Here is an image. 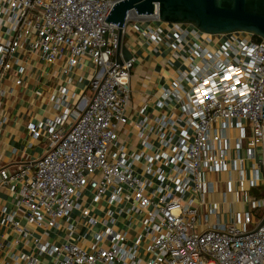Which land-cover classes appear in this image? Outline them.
Wrapping results in <instances>:
<instances>
[{
    "label": "built area",
    "instance_id": "2783aa9c",
    "mask_svg": "<svg viewBox=\"0 0 264 264\" xmlns=\"http://www.w3.org/2000/svg\"><path fill=\"white\" fill-rule=\"evenodd\" d=\"M117 1L0 0V100L7 94L3 78L25 47L45 65L63 56L67 69L85 57L93 64L91 97L82 109L66 107L52 119L28 124L30 138L45 137L48 147L33 171L22 165L1 175L2 185L20 182L16 207L25 208L27 225L52 228L78 213L67 241L36 239L37 254L52 257L54 264H129L136 245L112 228L114 216L124 213L131 221L132 213H140L149 236L146 264H264V224L257 229L264 192L251 198L253 188L264 186V41L242 32L202 34L179 24L141 30L182 66L154 103L159 109L175 106L152 127L146 117L137 124L140 136L155 135L156 146L147 137L141 141L153 153L129 152L118 145V132L128 120L132 59L116 63L117 27L105 22ZM131 15L159 22L157 14L134 13L126 22ZM21 82L16 77L14 85ZM5 122L0 114V128ZM86 190L91 203L108 205L104 218L90 215L81 203ZM216 193L219 200L212 199ZM240 203L250 211L235 210ZM78 226L103 229L81 247L70 240Z\"/></svg>",
    "mask_w": 264,
    "mask_h": 264
},
{
    "label": "crops",
    "instance_id": "0c3cea01",
    "mask_svg": "<svg viewBox=\"0 0 264 264\" xmlns=\"http://www.w3.org/2000/svg\"><path fill=\"white\" fill-rule=\"evenodd\" d=\"M137 25L139 30L134 28ZM146 27H167L158 21L145 17L131 15L127 20L121 38V43L132 55L130 71V99L127 105V122L118 132V145L129 152L153 151L143 149L142 139L156 146L154 134L140 136L137 126L144 117L149 127L154 125V119L174 107L169 103L167 108L159 109L154 103L161 94L162 88H167L173 74L181 63L169 50L163 49L154 42L147 41L140 31ZM18 63L3 78L1 89L7 94L0 100V114L6 122L0 128V180L3 174H12L26 165L33 171L37 161L47 152L46 138L33 141L28 133L30 123L38 124L46 119H52L61 114L66 107L80 110L91 97L88 89L93 74V64L87 57L80 60L72 68L67 69L66 57H60L54 65H45L35 53L28 48L16 53ZM19 69L22 75H15ZM21 79L19 86L14 85L15 78ZM58 106V108H57ZM73 116L67 119L65 131L72 125ZM136 171H141V165ZM20 182L12 181L5 185L0 183V264H26V259L35 258L37 264H54L53 258L38 255L34 241L54 245L63 244L68 239V226L73 225L78 213L72 212L66 221L59 220L52 228L27 225L22 217L24 207H16ZM89 208L90 215L104 218L109 207L106 203H91V193H83L81 203ZM15 214V215H13ZM130 221L126 214L115 215V231L126 234L127 244L136 245L135 259L129 264H146L148 260L147 232L141 227L143 214L132 213ZM17 222L18 228L13 223ZM18 229L22 231L19 232ZM103 227H73L70 240L81 247H88L94 233ZM99 264V263H97Z\"/></svg>",
    "mask_w": 264,
    "mask_h": 264
},
{
    "label": "water",
    "instance_id": "95a60500",
    "mask_svg": "<svg viewBox=\"0 0 264 264\" xmlns=\"http://www.w3.org/2000/svg\"><path fill=\"white\" fill-rule=\"evenodd\" d=\"M131 13L157 14L161 23L190 25L202 34L242 32L264 41V0H118L105 22L117 27L115 61L119 65L132 59L130 51L121 43L122 31ZM261 117L264 118V104ZM256 161H259L258 156ZM260 173L264 177V149ZM259 188L251 192L258 196L260 190L264 192V186ZM263 224L264 217L257 229Z\"/></svg>",
    "mask_w": 264,
    "mask_h": 264
},
{
    "label": "rangeland",
    "instance_id": "374dc122",
    "mask_svg": "<svg viewBox=\"0 0 264 264\" xmlns=\"http://www.w3.org/2000/svg\"><path fill=\"white\" fill-rule=\"evenodd\" d=\"M161 23V22H160ZM246 167H247V169H248V165H246ZM260 177L261 178H263L262 177V175H261V173H260ZM224 179V178H223ZM263 186V182H262V184L260 183L259 184V187H262ZM236 189V188H235ZM236 191V190H235ZM236 193V192H235ZM219 194L218 193H216V194H214L213 196H212V199H214V200H219ZM254 197H256L253 193H251V198H254ZM210 198H211V196H210ZM257 198H261V197H257ZM262 198H264V196H262ZM229 200H230V197H229ZM236 208H237V211H239V212H242L243 210H245L246 212H249L250 211V209H249V205H246L244 208H243V205L240 203V204H236L235 205V210H236ZM253 216H254V213H253Z\"/></svg>",
    "mask_w": 264,
    "mask_h": 264
},
{
    "label": "trees",
    "instance_id": "16d2710c",
    "mask_svg": "<svg viewBox=\"0 0 264 264\" xmlns=\"http://www.w3.org/2000/svg\"><path fill=\"white\" fill-rule=\"evenodd\" d=\"M253 39H254L255 41H257V42H260V41H261V39H260V38H257V37H253Z\"/></svg>",
    "mask_w": 264,
    "mask_h": 264
}]
</instances>
